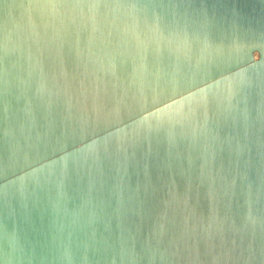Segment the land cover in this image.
<instances>
[{"label": "water", "instance_id": "1", "mask_svg": "<svg viewBox=\"0 0 264 264\" xmlns=\"http://www.w3.org/2000/svg\"><path fill=\"white\" fill-rule=\"evenodd\" d=\"M0 264H264V0H0Z\"/></svg>", "mask_w": 264, "mask_h": 264}]
</instances>
